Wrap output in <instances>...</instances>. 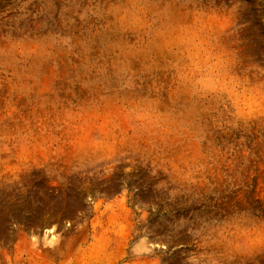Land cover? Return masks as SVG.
Returning <instances> with one entry per match:
<instances>
[{
    "label": "clouds",
    "instance_id": "obj_1",
    "mask_svg": "<svg viewBox=\"0 0 264 264\" xmlns=\"http://www.w3.org/2000/svg\"><path fill=\"white\" fill-rule=\"evenodd\" d=\"M32 3L19 0L16 17L0 24V80L33 113L23 124L15 113L0 120V148L13 155L31 159L47 150L40 113L51 109L56 125L92 128L86 139L71 141L70 173L89 175L88 169L139 158L153 175H167L157 188L177 185L180 195L179 188L201 186L219 154L206 116L217 129L264 121V65L241 55L238 33L245 25L237 23L238 9L229 16L214 0H195V6L193 0H82L86 11L73 16L70 29L62 21L50 26L43 19L47 9ZM161 70L170 83L159 81ZM142 78L156 83L141 89ZM73 90L82 93L77 103L59 99ZM156 161L162 164L154 171ZM185 224L194 250L183 264H254L264 254V215L246 205L194 222L181 218L176 227ZM57 227H49L56 233L51 239L30 233L29 247L52 250L49 264H79L80 248L68 255L74 237ZM157 248L144 230L130 228L127 236L114 235L91 264H161Z\"/></svg>",
    "mask_w": 264,
    "mask_h": 264
},
{
    "label": "rangeland",
    "instance_id": "obj_2",
    "mask_svg": "<svg viewBox=\"0 0 264 264\" xmlns=\"http://www.w3.org/2000/svg\"><path fill=\"white\" fill-rule=\"evenodd\" d=\"M214 2L229 16L238 9L237 23L245 25L238 33L241 55L264 65V0ZM18 3L0 0V24L16 17ZM81 4L82 0H33L31 7L37 11L46 8L43 19L50 26L58 27L62 21L71 29L73 16L86 11ZM210 19H216L215 15ZM157 76L160 82L170 83L164 71ZM155 83V79L138 81L141 89ZM80 95L73 90L59 99L71 105ZM14 113L19 124L33 119L31 107L23 100H13L10 86L0 80V120ZM40 119L39 131L48 141L46 151L22 159L7 146L0 148V264H49L52 250L43 246L32 249L27 241L30 233L51 239L56 235L48 231L53 224L57 231L71 224L65 232V236L74 237L68 255L70 258V253L80 248L79 264H91L114 235L127 236L130 228L144 230L150 240L161 245L156 249L161 264H183L194 246L188 231L191 225L176 227L181 218L194 222L199 216L220 215L245 205L264 215V121L217 129L211 115L206 116L210 140L219 154L201 178V186L179 188L182 194L178 195L177 185L169 183L168 191L157 188L168 180L167 175L163 171L153 175L151 164L139 158L122 159L114 169H88L89 175L70 173L71 141L86 139L92 128L76 125L69 130L56 125L51 109L43 110ZM158 164L162 162L153 163L154 171ZM168 176L170 180L171 174ZM60 247L64 248L63 241ZM254 264H264V254L257 256Z\"/></svg>",
    "mask_w": 264,
    "mask_h": 264
}]
</instances>
